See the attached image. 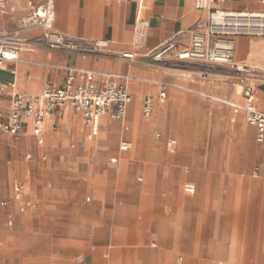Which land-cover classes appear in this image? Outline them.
Instances as JSON below:
<instances>
[{"label":"rangeland","instance_id":"obj_1","mask_svg":"<svg viewBox=\"0 0 264 264\" xmlns=\"http://www.w3.org/2000/svg\"><path fill=\"white\" fill-rule=\"evenodd\" d=\"M15 1L25 4L24 18L27 2L41 0ZM189 36L176 37L178 45L188 44ZM248 38L262 45L261 53L243 61L234 52L248 72L155 59L138 50L126 62L154 81L143 82L139 94L138 117L150 120L145 130L127 112V128L102 118L98 134L88 139L81 114L71 109L76 120L64 122L57 112L41 145L31 135L15 139L0 132V264H151L152 252H159V264H175L178 255L185 264H264L258 192L264 152L242 110L207 96L243 103L245 84L257 91L264 79V36ZM110 48L86 54L118 57ZM160 81L168 83L166 99L144 117L142 97L156 100ZM136 83L129 82L133 98ZM169 137L176 139L174 151L166 147ZM121 140L131 149L120 151ZM186 181L195 183L194 193L184 191ZM15 182L34 206L16 197Z\"/></svg>","mask_w":264,"mask_h":264},{"label":"built area","instance_id":"obj_2","mask_svg":"<svg viewBox=\"0 0 264 264\" xmlns=\"http://www.w3.org/2000/svg\"><path fill=\"white\" fill-rule=\"evenodd\" d=\"M224 0H193L194 7L207 11L204 20H197L189 29V43L178 45L176 35H172L159 46L147 50L144 55H153L155 59L172 58L199 62L204 65L221 64L235 71L245 72L234 60L235 37L264 36V13L252 11H232L220 8L218 5ZM29 13L21 18L15 30H0V66L11 64L10 73L13 78L0 83V97L8 95L7 106H0V132L17 139L25 130H29L37 144H43V128L45 121L59 108L69 104L77 110L86 126V137L94 138L102 126L101 119L116 120L123 124L128 105L132 101L129 89L130 77L124 72L92 70L74 66H63L66 78L62 85L47 84L39 92L19 91L16 85V66L24 62L20 57L23 48L31 49L42 43L47 49L59 51H73L79 53L96 52L107 48L108 41L102 39L75 38L55 30V9L53 0H41L33 4L27 2ZM141 4L138 5L137 18L133 27L132 44L140 47L146 36V22L141 16ZM15 8L10 0H0V13L14 12ZM32 28H41L40 34L27 37ZM120 58L134 60L137 56L134 51H122L117 54ZM158 57V58H157ZM37 64L33 61H25ZM58 67V66H57ZM241 67H246L242 63ZM258 86L264 87V79ZM255 88L245 84L242 88L243 103L226 102L234 107L235 111L242 110L247 123L255 129V141L264 152V111L255 104ZM210 97L209 95H207ZM211 98V97H210ZM166 99V85L161 84L157 100ZM213 99V98H212ZM155 104V99L146 94L141 102V113L148 117ZM160 137L159 131L155 133ZM166 147L174 151L176 139L169 137L165 140ZM132 143L128 140L119 142L120 151H128ZM45 157V156H44ZM117 159L114 157L112 161ZM257 176V170L253 171ZM184 190L192 193L195 190L193 182H185ZM14 192L26 206H34L26 198L23 185L14 184ZM5 202L1 201L3 205ZM12 219L7 221L11 225ZM176 264H183V257L177 256Z\"/></svg>","mask_w":264,"mask_h":264},{"label":"crops","instance_id":"obj_3","mask_svg":"<svg viewBox=\"0 0 264 264\" xmlns=\"http://www.w3.org/2000/svg\"><path fill=\"white\" fill-rule=\"evenodd\" d=\"M53 1L55 9V30L62 34L75 38L107 40L111 44L110 49L112 53L134 51L137 54L138 50H145V53L147 50L159 46L172 35H176L177 38L182 37V35L184 36L189 32V29L194 26L195 22L199 20L204 13V10H198L194 7L193 0ZM10 4L14 6V12L3 14L0 13V30L3 31H12L17 28L21 19V13L23 12V10H25L26 7L25 4L17 3L15 0H10ZM139 4H141L142 7L141 16L144 17V20L146 22V36L142 45L140 47H136L132 44L131 40ZM218 6L220 8L232 11L264 12V0H224ZM40 33V31H33L32 29H30L27 32L26 36L32 37L33 35H37ZM261 46L262 45L260 42H252L251 39L248 38V36H237L234 50L236 58H238V60L240 61H243L248 57H252V55H257L258 53L262 52ZM36 51H38L39 53L38 57L35 55ZM20 57L24 60V62L17 64L15 79L17 89L19 91L25 92H39L47 84L62 85L67 75V72L63 68H61L63 66H74L92 70L127 73L130 77V82H137L136 85L139 89L134 98L132 95V101L129 104L127 110L128 116L129 118L131 117L130 120L133 122V124L141 130H145L148 127L150 120H148V123L145 125V122L140 120V118L138 117L139 94L141 91L140 89L143 85L142 83L148 81L151 82L152 80H148L147 78H145V76L136 75L134 67L126 62L128 61V59H123L117 56H97L86 53L80 54L59 50H50L47 49L42 43L34 45L31 49L23 48L20 52ZM25 61H33L37 62V64ZM11 67L12 66L10 63L5 64L4 66H0V83L7 82L13 78L12 74L10 73ZM162 83L166 85L167 93L168 83L165 81L159 82L158 91L160 90V86ZM237 94L238 92L236 93V95ZM209 96L211 97V95ZM254 97L256 106L260 110L264 111V101H262V99L264 98L263 86H259L257 88ZM8 99L9 97L7 94L0 97V106H7ZM156 100L154 107L159 102L158 100ZM68 106H70V110H74V108L69 104L56 110L49 118L51 119L50 122L47 124V121L49 119L45 121L42 135L44 133V129L47 128L48 125L52 122V118L57 112H59V115L63 114L62 119L64 122H71V120H76V118L74 117L66 119V109ZM156 111L158 112L159 110L156 109ZM135 119H137V122L135 121ZM71 131L75 135L78 134V125H72ZM243 131L246 133L252 132L250 128L246 127H243ZM23 134L31 135L29 130H25ZM250 145L251 144L249 142V148ZM254 170H257L258 176V168H254L253 171ZM253 171L252 177H257L253 175ZM194 192L195 190L192 193ZM258 192L261 197L259 202L262 203V205L260 206H264V183H261L258 186ZM150 254L151 257H153L151 264H159V252H152ZM176 258L177 256L175 257V264ZM166 260V264H169V260ZM183 264H185L184 258Z\"/></svg>","mask_w":264,"mask_h":264},{"label":"bare ground","instance_id":"obj_4","mask_svg":"<svg viewBox=\"0 0 264 264\" xmlns=\"http://www.w3.org/2000/svg\"><path fill=\"white\" fill-rule=\"evenodd\" d=\"M258 13H264V12H258ZM108 44H109V42H108ZM119 57V56H118ZM158 58V57H157ZM238 64H239V67L242 69V71H245V72H248V69H246L245 67H241V65H242V63H240V62H238ZM2 66H4V65H2ZM202 66H206V67H209V66H211V65H202ZM139 79H141V78H139ZM133 81V80H132ZM153 82V81H152ZM240 89V88H239ZM202 94H204V95H206L205 93H202ZM254 96H255V94H254ZM211 98H213V99H215V100H219V101H223V102H234V101H232V100H227V99H224V98H222V97H219V96H215V95H211ZM157 101V100H156ZM133 103V102H132ZM236 103V102H235ZM129 106V105H128ZM263 106V105H262ZM127 110H128V108H127ZM131 110V109H130ZM131 112H133V111H131ZM130 114V113H129ZM133 114V113H132ZM137 114V113H136ZM72 116V113H71V110H70V106H68L67 107V109H66V119H69L70 117ZM131 116V115H130ZM133 116V115H132ZM103 118H105V117H103ZM131 118V117H130ZM50 120V119H49ZM137 119H135V121H136ZM137 122V121H136ZM48 123V122H47ZM148 123V120L147 121H145V125ZM78 131V130H77Z\"/></svg>","mask_w":264,"mask_h":264}]
</instances>
